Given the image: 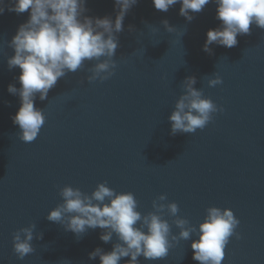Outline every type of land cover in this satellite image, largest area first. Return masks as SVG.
<instances>
[{"label":"water","instance_id":"obj_1","mask_svg":"<svg viewBox=\"0 0 264 264\" xmlns=\"http://www.w3.org/2000/svg\"><path fill=\"white\" fill-rule=\"evenodd\" d=\"M0 15V264H100L89 259L97 247L111 251L100 239V228L78 238L47 215L62 203L65 185L91 194L107 181L117 192H132L142 214L153 211V201L166 194L176 202L178 216L197 229L206 209L230 208L240 221L225 247L221 264H264V29L238 36L232 48L211 45L203 50L209 29L220 25L216 5L209 3L188 21L180 4L167 12L152 0H138L118 34L115 74L103 82H89L85 67L58 80L36 107L46 117L37 138L20 139L12 117L20 98L8 85H21L19 67L9 70L8 46L29 12L7 10ZM85 15L111 16L114 0H87ZM167 20L176 32H168ZM131 29V30H130ZM219 76L222 83L209 86ZM196 78L223 111L195 133L171 134L169 115L185 91L183 81ZM174 235L176 217L165 215ZM43 239L32 241L35 251L19 259L13 234L30 224ZM191 239L173 241L168 255L140 264H200L193 260ZM123 258L120 264H125Z\"/></svg>","mask_w":264,"mask_h":264},{"label":"clouds","instance_id":"obj_2","mask_svg":"<svg viewBox=\"0 0 264 264\" xmlns=\"http://www.w3.org/2000/svg\"><path fill=\"white\" fill-rule=\"evenodd\" d=\"M157 10L167 12L180 4L179 14L188 21L193 13L201 12L209 3L216 7V19L221 23L209 29L203 50L213 53V44L232 48L238 44V36L251 33L252 25L264 29V0H152ZM138 0H114L116 16L92 17L87 0H9L7 10L22 14L29 12L26 22L19 25L8 46L14 55L7 58L9 70L19 67V88L8 85V92L20 98V108L12 117L19 126L20 139L34 141L46 117L43 109L36 107V100L44 101L49 91L69 72L75 73L85 67L86 61H95L88 69L87 80L103 82L115 74L117 62L114 59L120 46L118 34L124 30V19ZM5 12V0H0V15ZM163 24L168 32H176L167 20ZM131 30V29H130ZM223 81L217 75L208 81L214 87ZM194 76L183 81L185 91L176 101L168 119L171 134L195 133L214 119V113L223 111L202 89H197ZM62 203L47 215L49 221L58 223L78 238L89 229L100 228V239L109 243L115 236L111 251L97 247L89 253V259L99 257L100 264H140V257L158 260L168 255L173 241L191 239L192 233L198 239L192 240L193 260L200 264H221L225 247L230 237L240 234L236 229L240 221L230 208L212 206L199 228L186 218L179 217V205L167 201L161 194L153 201V211L142 214L138 201L132 192H117L107 181L99 183L91 194L78 187L65 185L59 192ZM165 215L176 217L175 225L179 235L172 234L171 225ZM37 225L30 224L13 234V250L18 258L35 251L32 241L43 239V233H35Z\"/></svg>","mask_w":264,"mask_h":264}]
</instances>
